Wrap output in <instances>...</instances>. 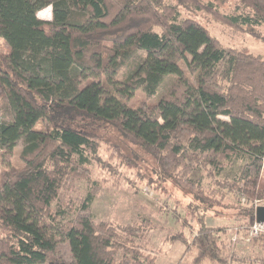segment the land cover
Instances as JSON below:
<instances>
[{
    "label": "trees",
    "instance_id": "16d2710c",
    "mask_svg": "<svg viewBox=\"0 0 264 264\" xmlns=\"http://www.w3.org/2000/svg\"><path fill=\"white\" fill-rule=\"evenodd\" d=\"M110 1L0 0V86L9 115H0V151L25 142L23 165L0 181V264L156 263L160 251L147 246L149 222L95 220L96 187L84 197L66 196L99 157L95 130L106 124L159 157L169 174L188 156L211 164L247 159L236 186L251 201L243 208L249 223L252 202L264 198V57L225 47L199 21L183 17L180 5L197 0H116L114 14ZM241 4L242 11L222 13L223 21L264 25V0ZM48 6L52 19H41ZM139 52L145 60L118 81ZM85 69L109 84L81 87ZM170 76L177 79L159 96ZM140 89L144 98L135 101ZM190 193L208 205L203 190ZM199 220L191 264H228L217 230ZM62 242L71 261L57 253Z\"/></svg>",
    "mask_w": 264,
    "mask_h": 264
},
{
    "label": "rangeland",
    "instance_id": "374dc122",
    "mask_svg": "<svg viewBox=\"0 0 264 264\" xmlns=\"http://www.w3.org/2000/svg\"><path fill=\"white\" fill-rule=\"evenodd\" d=\"M173 2L177 3V0ZM110 6L114 14L118 10V1L111 0ZM242 6L241 0H197L190 1L188 6L180 5V10L183 17L196 19L209 29L223 46L244 49L264 57V25L238 28L220 17L222 13L242 11L245 9ZM38 15L41 19L51 20L52 7L42 9ZM1 44L2 51L6 52L8 44L4 40ZM145 58L146 54L139 52L131 65L121 72L118 81L123 82L126 73L130 75V71ZM186 74L194 79L191 71L186 69ZM176 79V76L168 77L159 96L165 94ZM77 80L81 87L91 81L109 84L102 74L91 69L82 70ZM111 86L109 88L114 89ZM2 90L0 86V115L8 120ZM143 98L144 91L140 89L135 101ZM95 132L101 140L99 157L92 158L89 173L85 175L83 172L72 180L66 194L69 197H84L96 187L91 203L95 220L118 225L149 222L153 229L149 233L147 246L160 251L155 264H191L197 253L192 241L199 230V219L202 218L206 225L217 230L221 250L228 264H264V232L257 237L249 235L250 223L244 217L243 208L251 201L236 186V183L241 182L240 176L247 159L218 158L211 164L204 156H200L199 160L188 156L169 174L161 167L159 157L131 144L109 125ZM24 147L25 142L20 139L12 153L0 151V181L8 169L23 165ZM175 174L177 179L172 177ZM194 190L204 191L205 197L210 199L208 205L199 204L194 199L190 193ZM252 203L264 205V198ZM57 253L64 260H72L66 242L60 244ZM200 264L220 263L205 259Z\"/></svg>",
    "mask_w": 264,
    "mask_h": 264
},
{
    "label": "built area",
    "instance_id": "2783aa9c",
    "mask_svg": "<svg viewBox=\"0 0 264 264\" xmlns=\"http://www.w3.org/2000/svg\"><path fill=\"white\" fill-rule=\"evenodd\" d=\"M258 205H255V209ZM262 232H264V223L257 222L256 219H254L249 225H248V233L251 237H257Z\"/></svg>",
    "mask_w": 264,
    "mask_h": 264
},
{
    "label": "water",
    "instance_id": "95a60500",
    "mask_svg": "<svg viewBox=\"0 0 264 264\" xmlns=\"http://www.w3.org/2000/svg\"><path fill=\"white\" fill-rule=\"evenodd\" d=\"M255 219L257 222L264 223V205H258L255 209Z\"/></svg>",
    "mask_w": 264,
    "mask_h": 264
},
{
    "label": "crops",
    "instance_id": "0c3cea01",
    "mask_svg": "<svg viewBox=\"0 0 264 264\" xmlns=\"http://www.w3.org/2000/svg\"><path fill=\"white\" fill-rule=\"evenodd\" d=\"M166 264H168V263H166ZM172 264H175V263H172Z\"/></svg>",
    "mask_w": 264,
    "mask_h": 264
}]
</instances>
